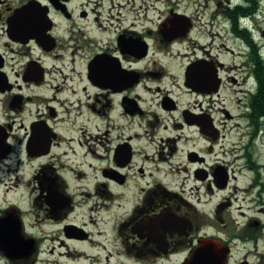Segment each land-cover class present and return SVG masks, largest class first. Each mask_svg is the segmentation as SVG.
<instances>
[{"label":"flooded vegetation","instance_id":"flooded-vegetation-1","mask_svg":"<svg viewBox=\"0 0 264 264\" xmlns=\"http://www.w3.org/2000/svg\"><path fill=\"white\" fill-rule=\"evenodd\" d=\"M198 1L0 0V264H264V0Z\"/></svg>","mask_w":264,"mask_h":264},{"label":"water","instance_id":"water-1","mask_svg":"<svg viewBox=\"0 0 264 264\" xmlns=\"http://www.w3.org/2000/svg\"><path fill=\"white\" fill-rule=\"evenodd\" d=\"M183 264H225V257L217 255L204 259L198 251L193 257Z\"/></svg>","mask_w":264,"mask_h":264},{"label":"rangeland","instance_id":"rangeland-1","mask_svg":"<svg viewBox=\"0 0 264 264\" xmlns=\"http://www.w3.org/2000/svg\"><path fill=\"white\" fill-rule=\"evenodd\" d=\"M193 3H196L194 6L195 10L199 8V1L198 0H193ZM192 8V10L194 9ZM223 40L225 41V43L227 42V44L230 43V40L228 41L226 37L223 38Z\"/></svg>","mask_w":264,"mask_h":264}]
</instances>
